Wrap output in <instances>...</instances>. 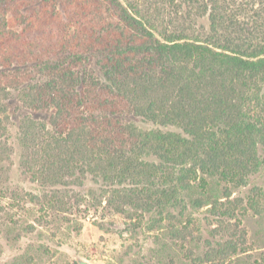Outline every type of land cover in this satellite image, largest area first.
I'll return each mask as SVG.
<instances>
[{
	"label": "trees",
	"instance_id": "1",
	"mask_svg": "<svg viewBox=\"0 0 264 264\" xmlns=\"http://www.w3.org/2000/svg\"><path fill=\"white\" fill-rule=\"evenodd\" d=\"M13 96L51 113L18 125L21 172L43 192L9 189L0 170L10 222L30 203L33 222L59 227L90 176L158 226L207 206L227 237L204 261L243 249L229 226L245 209L233 189L264 165V0H0V161Z\"/></svg>",
	"mask_w": 264,
	"mask_h": 264
},
{
	"label": "rangeland",
	"instance_id": "2",
	"mask_svg": "<svg viewBox=\"0 0 264 264\" xmlns=\"http://www.w3.org/2000/svg\"><path fill=\"white\" fill-rule=\"evenodd\" d=\"M18 99L13 96L8 101L6 135L11 149L10 158L0 161V170L6 178L3 185L41 194L42 189L21 172L18 125L26 114L45 119L51 110L32 111ZM134 123L142 127L137 121ZM71 187L88 202L80 201L76 213L65 214L57 228L33 222L39 209L30 203L18 211L21 216H14L19 220L16 223L0 213V264H264V165L249 175L245 185L232 192V197L242 199L245 206L236 212L229 226L238 232L243 230V249L210 261H204L203 256L208 245L222 242L227 236H212L217 221L209 215L207 206L184 211L180 216L182 224L188 218L191 222L180 235L182 232L176 233L174 228L177 225L182 228V224L175 219H163L158 226L156 220L161 215L158 211L115 210L107 201L112 194L103 191L90 176ZM249 197L255 198V209L249 208ZM170 212L177 216L178 208ZM27 223L35 226L30 228Z\"/></svg>",
	"mask_w": 264,
	"mask_h": 264
}]
</instances>
